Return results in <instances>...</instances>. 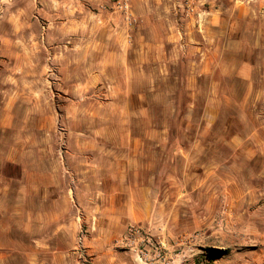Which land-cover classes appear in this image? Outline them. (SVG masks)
<instances>
[{"label":"crops","instance_id":"obj_1","mask_svg":"<svg viewBox=\"0 0 264 264\" xmlns=\"http://www.w3.org/2000/svg\"><path fill=\"white\" fill-rule=\"evenodd\" d=\"M137 1L131 0L133 10ZM110 2L6 0L3 6L0 4V50L42 51L38 78L45 82L38 101H34L35 111L22 114L20 97H8L0 108V264H9L6 259L17 257L61 258L67 252L62 243H71L69 239L74 238L83 223H96L102 236L107 234L109 220L117 226L131 220L154 224L152 212L159 209V147L167 146L169 130L160 129L155 120L144 137L131 132L130 120L143 110L159 107V92L152 86L149 91L146 88V67H151V82L153 74H159V67L168 75L174 64L187 67L184 56L189 42L182 36L180 40L174 38L176 24L162 17H152L150 21L138 9L134 10L139 16L138 24L128 30L122 14L107 7ZM199 2L200 39L194 45L199 52L198 75L208 80L209 87L201 107V119L207 124L204 130L225 139L232 152L228 167L240 170L245 162L256 159L264 163V125H251L246 109L249 99L264 98V87L259 86L257 78L260 75L264 83V0ZM146 24L151 25L155 37L150 39L143 33ZM99 79L106 83L103 95L108 104L114 99L124 103L122 111L112 113L109 136L97 139L94 125H70V135L63 138L62 130L58 131L55 125L58 113L67 104L71 114L82 112L78 104L80 91L83 92L79 90L80 81L88 86L90 81ZM181 80L189 82L188 70L182 73ZM228 80L242 81L245 88L235 95L234 89L229 91L233 86L228 90ZM232 96L237 108L228 114L226 125H212ZM62 97L69 99L68 103L63 104ZM235 121L237 125L232 124ZM120 130L127 134L119 137ZM164 131L165 138H160ZM73 132L81 137H73ZM74 141L81 153L78 171L65 164V157L71 154L67 145ZM101 142L110 145L111 164L108 172L103 166L96 169L101 170L97 180L103 186L95 192L92 152ZM253 174L264 177V168ZM105 182L109 183L108 188ZM232 183L225 188L231 203L251 202L254 195L264 194V186ZM248 211H243L247 215L238 213L236 218L248 223L256 241L244 245L232 237L223 238L232 247L230 257L238 262L241 258L264 257V216L250 215L252 211Z\"/></svg>","mask_w":264,"mask_h":264},{"label":"rangeland","instance_id":"obj_2","mask_svg":"<svg viewBox=\"0 0 264 264\" xmlns=\"http://www.w3.org/2000/svg\"><path fill=\"white\" fill-rule=\"evenodd\" d=\"M5 2L6 0H2L0 4L3 6ZM128 3L137 18V23L132 28L128 27V30H134L138 24L139 16L135 13L138 9L144 11L145 17H148L150 21L154 17H162V19L176 24L174 38L180 40L179 36H182V40L185 39L184 41L189 42L184 56L188 60V69L186 64L185 66L174 64L171 69L169 68L170 74L168 75L165 71L162 73L159 67V74L155 76L153 74L151 82L149 75V72H152L151 67H146L148 73L144 80L146 88L149 91L152 86L159 92L157 100L159 107L156 110H143L142 113H137L133 120H130L131 132L143 136L145 134L148 136L150 124L152 122L154 124L156 120L160 129L168 128L169 141L171 137L173 143L180 145L171 149L168 142L166 147H163L162 144L159 147L158 194L156 195L159 209L152 212L155 220L151 223L154 224L149 225L131 220L123 226H117L112 220H109L110 223L105 228L107 234L102 236L98 233L96 223L91 225L83 223L79 225L74 238L69 239L71 243H62L67 252L61 258L26 259L17 257L6 260L9 261V264H30L31 262L37 264H264V257L241 258L239 262L237 258L232 260L230 257L232 247L230 244L227 246L223 240V238L232 237L236 243L240 241L244 245L256 241V236L250 230L248 223H241L236 215L243 213L244 210L248 213V210H251L250 215L264 216V194L260 196L256 194L254 195L255 199L251 202L243 200L238 205L228 201L225 188L234 185L232 181L243 182L251 187L264 186V177L252 176L254 172L264 168V163L256 159L245 162L242 165L243 169L240 170L238 167H234L235 169L228 167L232 152L226 145L225 139L214 132L208 133V130H204V126L207 124L201 119V110L199 111V109L207 97L209 87L208 80L198 75L199 52L196 48L197 45H194L200 39L198 19L202 10V2L190 0L192 10H187L185 0H138L135 3V11L131 0H128ZM110 4L112 6V0L107 6L108 8L111 7ZM146 26L143 33L150 39L155 37L156 33L151 32V25L146 24ZM177 31H180L181 34ZM128 38L134 41L141 40L137 37L135 39ZM174 52L176 53V50ZM41 57L42 51L38 49L0 50V108L8 101V97H20L22 114L30 113L31 110L35 111L38 94L45 87V82L39 81L38 78L42 72ZM187 70L190 74L189 82L180 78L182 73L186 74ZM257 78L260 80L261 76L257 75ZM259 80V86L264 87V83ZM226 82L228 90L230 86H233L229 91H235V95L242 91V87L245 88L242 81L228 80ZM105 85L103 79L92 80L88 86H84V83L80 81L79 90H83V92L80 91L78 104L82 112L71 114V109L67 104V106L63 105L62 112L58 113L56 117L55 125L58 126V131L62 130L63 138L66 139V135H70V125H76L78 128L80 125H83L84 128L86 125H94V136L97 139L109 136V125L112 124L111 119L114 117L112 113L122 111L124 103L122 100L114 99L113 103L108 104L106 96L103 95ZM54 86L55 84L52 83V90L55 92ZM136 86L138 87V82H136ZM179 86L183 89L184 95L182 96L180 92L177 93L178 102L185 101L186 110L185 115L176 121L178 108L175 105V93ZM256 86L259 88L258 84ZM35 99H37L36 102H34ZM57 99L60 100V98ZM62 101L63 104H66L69 99L62 97ZM229 101L228 104H224L218 120L212 125H218L219 128L226 125V120L229 119L228 114L237 108L233 96ZM246 109L251 125H264V115H262L264 113V98L249 99ZM255 111L260 114L255 116ZM116 121L118 120L115 118ZM232 124L237 125V122ZM175 129L177 134H175ZM119 132V137L127 134V131L124 130ZM162 136L165 138V131L160 132V138ZM73 137H81V135L73 132ZM75 142L67 145L71 154L65 157V164L69 169L78 171L81 167V153ZM146 149L149 153L150 147L147 146ZM109 153V144H103V142L98 144L92 152L95 170L103 166L104 172L109 171L108 167L111 164ZM215 166H218L217 170H215ZM100 173V169L96 170L95 192L103 186L97 180ZM108 185L109 183L105 182V188H108ZM259 197L260 200H258ZM97 199L99 200V198ZM246 212L243 215H247ZM131 224L143 226L142 236L128 234ZM80 234L83 236V246L81 250H78L76 243ZM66 240L64 238V241ZM19 245L22 247V243ZM24 245L28 246L26 240ZM140 249L147 256L141 255ZM28 260L29 263H27Z\"/></svg>","mask_w":264,"mask_h":264},{"label":"built area","instance_id":"obj_3","mask_svg":"<svg viewBox=\"0 0 264 264\" xmlns=\"http://www.w3.org/2000/svg\"><path fill=\"white\" fill-rule=\"evenodd\" d=\"M186 1V8L187 10H192L190 7V0H185ZM113 10L118 11L122 14V18L126 24L127 27L132 28L136 23H137V18L132 12V10L129 7L128 0H112V6ZM143 226L141 225H133L131 224L128 228V234L129 235H137V236H142L143 233ZM83 244V236L82 234L78 235L77 237V243H76V248L78 250H81ZM140 254L141 255H146L143 250L140 249Z\"/></svg>","mask_w":264,"mask_h":264},{"label":"trees","instance_id":"obj_4","mask_svg":"<svg viewBox=\"0 0 264 264\" xmlns=\"http://www.w3.org/2000/svg\"><path fill=\"white\" fill-rule=\"evenodd\" d=\"M182 79V77H180ZM182 94V96L184 95V91L183 89H181V86H179L178 90L176 91V96H175V105L176 107L178 108V112H177V117L175 118L176 121H178L179 119H181V117H183L185 115V110H186V103L185 101H183L182 103H179L178 102V97H177V93ZM185 99V97L183 98V100ZM188 100V99H187ZM188 103H189V100H188ZM197 109V108H196ZM194 109V110H196ZM187 110H188V104H187ZM201 109H199L200 111ZM200 114H201V111H200ZM173 130H172V135H173ZM175 134H177V130L175 129ZM170 148L171 149H174L176 147H179L180 145L178 143H173V139H171L170 137Z\"/></svg>","mask_w":264,"mask_h":264}]
</instances>
